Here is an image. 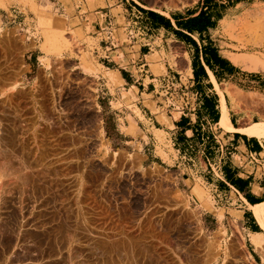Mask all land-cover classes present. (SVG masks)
Listing matches in <instances>:
<instances>
[{"label": "rangeland", "instance_id": "rangeland-1", "mask_svg": "<svg viewBox=\"0 0 264 264\" xmlns=\"http://www.w3.org/2000/svg\"><path fill=\"white\" fill-rule=\"evenodd\" d=\"M138 1L168 13L198 0ZM251 2L221 24L247 50L233 61L264 72V4ZM54 24L74 40L64 45L84 49L63 23ZM24 40L17 27L0 31V264H264L239 233L212 234L183 191L185 179L194 181L188 171L178 176L187 161L121 133L122 117L98 102L80 70L67 68L71 51L55 55L51 73L32 85L30 77L21 81L34 45ZM246 86L231 87L241 121L254 119L239 131L264 138V84ZM217 90L220 124L232 129Z\"/></svg>", "mask_w": 264, "mask_h": 264}, {"label": "crops", "instance_id": "crops-1", "mask_svg": "<svg viewBox=\"0 0 264 264\" xmlns=\"http://www.w3.org/2000/svg\"><path fill=\"white\" fill-rule=\"evenodd\" d=\"M247 1L198 0L166 13L138 0H0V31L17 27L26 45L34 42L24 63L27 72L33 66V76H21L31 85L40 73H51L50 62L64 49L80 58L67 54V68L80 70L98 102L122 117L123 126L116 117L120 132L153 145L156 154L187 161L178 176L188 171L194 179H185L189 189L183 191L204 225L223 237L239 233L264 263V227L253 211L264 204V138L239 131L254 119L242 122L241 109L230 100L236 92L231 87L246 91V85L264 84V72L233 61L247 50L221 24ZM54 20L83 44L81 52L64 45L74 40ZM217 87L232 129L220 124Z\"/></svg>", "mask_w": 264, "mask_h": 264}, {"label": "bare ground", "instance_id": "bare-ground-1", "mask_svg": "<svg viewBox=\"0 0 264 264\" xmlns=\"http://www.w3.org/2000/svg\"><path fill=\"white\" fill-rule=\"evenodd\" d=\"M10 95V94H9ZM12 164V163H11ZM10 165V164H9ZM3 166V165H2ZM2 169V168H1ZM32 170V169H31ZM3 171V170H2ZM10 171V170H9ZM1 186V185H0ZM263 209H264V204L263 205H261V206H259V207H257V208H254V213H255V216H256V218H257V220L264 226V216H263ZM152 231V230H151ZM123 237V236H122ZM121 237V238H122ZM125 238V237H124ZM129 239V238H128ZM127 239V240H128ZM133 240H134V238H133ZM103 242V241H102ZM137 242V241H136ZM120 243V242H119ZM123 243V242H122ZM129 245H132V244H129ZM153 245V244H152ZM132 247V246H131ZM135 247V246H134ZM130 248V247H129ZM131 250V249H130ZM134 251V250H133ZM146 252V251H145ZM122 254V253H121ZM142 254V253H141ZM263 255H264V252H263ZM127 257H129V256H127ZM126 257V258H127ZM163 258V257H162ZM171 260V259H170ZM131 261H133V260H131ZM174 261V260H173ZM112 262V261H111ZM171 262V261H170ZM129 264V263H128ZM131 264V263H130ZM138 264V263H137ZM168 264V263H167Z\"/></svg>", "mask_w": 264, "mask_h": 264}, {"label": "trees", "instance_id": "trees-1", "mask_svg": "<svg viewBox=\"0 0 264 264\" xmlns=\"http://www.w3.org/2000/svg\"><path fill=\"white\" fill-rule=\"evenodd\" d=\"M150 13H153V14H156L160 19L164 20L165 22H168V19H166L164 16L160 15V14H157L155 13L154 11L152 10H148ZM202 14V10L199 11L197 17L201 16Z\"/></svg>", "mask_w": 264, "mask_h": 264}]
</instances>
